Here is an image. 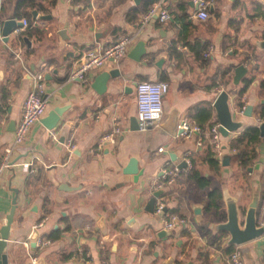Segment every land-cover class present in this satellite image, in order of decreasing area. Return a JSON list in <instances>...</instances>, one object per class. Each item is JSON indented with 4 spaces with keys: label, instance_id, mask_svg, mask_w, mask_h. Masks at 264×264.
Here are the masks:
<instances>
[{
    "label": "crops",
    "instance_id": "0c3cea01",
    "mask_svg": "<svg viewBox=\"0 0 264 264\" xmlns=\"http://www.w3.org/2000/svg\"><path fill=\"white\" fill-rule=\"evenodd\" d=\"M1 1L0 164L10 154L13 166L0 174V228L17 202L9 264H33V258L44 264H85L88 255L92 264H224L234 250L241 252L244 264H264V232L233 244L229 232L220 228L231 205L240 215V228L253 202L257 227L264 217V137L259 130L264 121V48L258 45L264 40V0H212L205 21L196 18L193 0H159L170 12L165 23L142 22L143 14L134 11L141 0H37L34 9L51 18L34 20L31 15V28L23 31H29L31 46L15 30L4 40L5 20L27 18L15 16L17 0ZM124 36L132 41L123 59L90 71L83 80L71 79L89 49L100 50ZM209 46L213 51L204 58ZM239 65L246 72L235 84ZM116 70L120 76L101 80ZM39 73L47 98L42 119L54 108L65 110L54 129L41 119L20 150L9 153L15 138L11 123L19 122ZM250 77L253 81L239 97L242 80ZM143 80L168 84L162 118L145 132L131 130L135 84ZM222 90L229 95L233 121L241 126L220 134L215 170L206 162V144L212 145L211 125L219 124L213 102ZM247 105L252 106L250 116L242 113ZM170 115L176 118L172 133L163 128ZM114 119L122 132L100 147ZM182 120L200 126V133L178 136ZM250 127L258 128L259 139L248 146L255 157L244 169L227 144ZM185 154L192 169L166 184L163 169L178 165ZM222 155L229 157L226 165ZM131 158L143 170L137 180L123 172ZM32 160L28 170L21 166ZM198 179L207 184L199 186ZM155 191H161L155 206L162 202L165 213L186 219L185 226L166 231L163 216L146 210ZM37 226V238L51 244L32 246Z\"/></svg>",
    "mask_w": 264,
    "mask_h": 264
},
{
    "label": "built area",
    "instance_id": "2783aa9c",
    "mask_svg": "<svg viewBox=\"0 0 264 264\" xmlns=\"http://www.w3.org/2000/svg\"><path fill=\"white\" fill-rule=\"evenodd\" d=\"M212 0H193V4L196 5V18L200 21L208 19V7ZM170 12L168 9L162 6L161 2L154 3L149 10L142 15V22L149 20H156L159 23H165L170 19ZM30 23L28 20H23V26L15 29L16 34H22V32L29 27ZM131 37L124 36L113 42L111 45L104 47L100 50L91 48L89 49L84 57V60L79 66L72 72L71 79L83 80L86 75L98 68H102L106 63L110 61H120L127 53L128 48L131 44ZM213 51V47L209 46L208 49L203 52V57L208 58ZM17 57L21 59V54H17ZM44 75L42 73L34 76L33 88L28 93L25 102L23 104L22 114L19 122L15 129L14 144L9 149V153L12 151L20 150L21 146L25 143L27 136L32 126L40 122L43 118L47 108V98L45 97V82ZM168 92V84L164 81H139L135 84V102H136V120L138 130L145 132L152 125H156L162 118L163 112V97ZM115 126L112 131L104 135L101 140L100 147L105 141H113L115 136L122 132L121 126L118 125L117 120L114 119ZM177 129L180 130L178 136L189 137L191 134L198 132L200 128L197 125H191L187 120H182L178 125ZM210 138L213 145V150L217 156L221 155L220 145V132L219 124L213 125L209 130ZM199 138L198 144H201ZM70 152H73L75 148L72 142L68 145ZM9 155L7 154L0 164V174L6 167L13 166L9 162ZM185 167L179 168L178 165H174L169 169H163L161 178L170 184L179 175L181 171H189L192 169V161L188 154H185L183 160ZM34 165V161L22 163L21 166L28 170ZM164 204L162 202L157 203L154 211L159 214L163 211ZM186 219L176 213H164L162 226L165 230L171 231L176 227H183L186 225ZM41 225V224H40ZM39 225V226H40ZM37 226V227H39ZM261 227L264 228V217L261 219ZM36 247L43 248L51 244L50 239L37 238L35 240ZM89 255L85 260V264H92V259L89 260ZM36 258H33V264H35ZM224 264H244L242 254L239 250L232 251Z\"/></svg>",
    "mask_w": 264,
    "mask_h": 264
},
{
    "label": "water",
    "instance_id": "95a60500",
    "mask_svg": "<svg viewBox=\"0 0 264 264\" xmlns=\"http://www.w3.org/2000/svg\"><path fill=\"white\" fill-rule=\"evenodd\" d=\"M136 0L135 2H137ZM195 8L197 9L196 5ZM32 16L33 19L36 20L37 18L40 19H50L51 16H42L39 14V11L37 9H34L32 11ZM23 22L19 21L15 18L7 19L4 21L3 26H2V36L5 41L8 40L9 35L18 27H22ZM22 40L28 44L29 46L32 45V42L30 38L27 35L22 36ZM258 45L260 47L264 48V40L258 42ZM246 68L244 66H237L234 71V77H233V82L235 84H238L242 76L245 74ZM0 75L2 73L0 72ZM118 77L120 76V71L116 70L112 72H108L107 74H103L100 76L103 80L107 79V77ZM229 95L226 91L222 90L220 91L214 102H213V107L215 108L216 111V117L219 123V132L222 136H227L229 132L237 130L240 126V122H235L232 119V112H231V107L229 105ZM65 108L59 107V108H54L52 111H50L47 119H42L41 121L49 128V129H54L58 123L61 120V116L63 114V111ZM251 110L252 106L247 105L245 107V110L242 112L243 115L245 116H250L251 115ZM12 129H16V123H11ZM176 127V118L174 115H170L166 122L163 124V128L169 132L172 133L173 130ZM138 125H137V120L135 118L131 119V130H137ZM259 130H260V135L264 137V121H262L259 124ZM177 133H180V130L177 129ZM228 156L222 155L221 156V161L223 165H226L228 163ZM173 160V158H171ZM179 168L185 167V163L181 161L178 164ZM123 172L125 174H131L133 176V180H137L139 176L143 173V170L138 168V161L135 158H131L128 164L125 166L123 169ZM161 191H155L153 193V196L149 199L147 203L146 210L149 212L154 211V206H155V200L159 197V194ZM13 207L8 214L5 223L3 226L0 228V264H9V259H8V253H7V248H8V241L11 236V229H12V224L14 222V216L16 214V209H17V202L16 199H14L13 202ZM255 206L256 202H253L252 204L249 205V209L246 211L244 220H243V227L240 228L239 226V221H240V215L237 212L236 208L234 206H230L229 208V214H228V221L225 224H222L220 226L221 229L227 230L230 234V242L233 244H242L248 240L254 239L257 236H260L264 232L263 227H257L256 219H255ZM166 211V208H163V211L159 213V216H163ZM167 231V230H166ZM39 236V229L38 227L34 229L33 235L31 237L32 239V246L35 248L36 247V238ZM35 264H44L43 259H39L38 261L35 262Z\"/></svg>",
    "mask_w": 264,
    "mask_h": 264
},
{
    "label": "trees",
    "instance_id": "16d2710c",
    "mask_svg": "<svg viewBox=\"0 0 264 264\" xmlns=\"http://www.w3.org/2000/svg\"><path fill=\"white\" fill-rule=\"evenodd\" d=\"M55 0H53L54 3ZM159 0H141L139 4V8H135V12H140L142 14H145L149 8ZM37 6V0H17L16 5V11L15 16L20 17L22 15H25L27 20L30 23L29 28H31V12L34 10V8ZM37 8V7H36ZM3 9V2L0 0V12ZM23 10V12L21 11ZM2 15V14H1ZM29 30V29H28ZM29 31L23 32L22 35H29ZM20 35V38L22 37ZM253 81V78H245L242 80L240 87L238 91V96L241 97V95L246 91L247 87L251 84ZM262 87H264V80L261 82ZM8 87L5 86L3 88V93L6 94L9 90ZM243 105V102H239V107ZM3 107H0V110H2ZM264 119V116H262ZM201 128L200 126H198ZM212 127V125H211ZM210 127V128H211ZM259 139V131L257 127H250L245 129L242 133L238 134L236 137H232L227 144V147L230 150H235L237 155L239 156L240 165L247 169L248 164L250 160H252L255 157V151L253 148L249 149L248 146L251 145V143L257 141ZM207 154H206V162L215 170H218L219 168V156H217L216 152L213 150V145H211L209 142L206 144ZM170 167L167 166V169ZM193 175V174H192ZM191 175V176H192ZM193 177V176H192ZM199 186L203 187L207 184V181H204L203 179H198ZM214 196V195H211Z\"/></svg>",
    "mask_w": 264,
    "mask_h": 264
}]
</instances>
